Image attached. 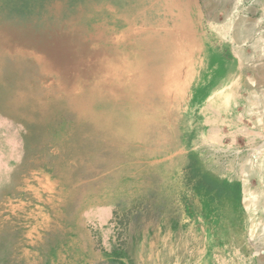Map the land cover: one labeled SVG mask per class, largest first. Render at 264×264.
Segmentation results:
<instances>
[{
	"label": "rangeland",
	"instance_id": "374dc122",
	"mask_svg": "<svg viewBox=\"0 0 264 264\" xmlns=\"http://www.w3.org/2000/svg\"><path fill=\"white\" fill-rule=\"evenodd\" d=\"M183 15V78L138 82L128 53L167 69L143 39ZM260 41L264 0H0V264H264V180L235 188L195 145L209 58L232 42L251 66Z\"/></svg>",
	"mask_w": 264,
	"mask_h": 264
},
{
	"label": "crops",
	"instance_id": "0c3cea01",
	"mask_svg": "<svg viewBox=\"0 0 264 264\" xmlns=\"http://www.w3.org/2000/svg\"><path fill=\"white\" fill-rule=\"evenodd\" d=\"M229 43L230 44L228 46L225 44V42H223L222 46H217V48L231 49V54L229 52H219L220 55L217 58L211 57L208 60L209 64H213V72H209V74L205 78H203V85L201 87L212 85V92H209L206 95H198L197 92V102H200V104L202 105L201 111L199 112V115L197 117L199 122L198 126L200 127V129H202L198 133L199 135L195 144L198 150L202 149L201 147L206 143L208 136L222 135V131L226 128H229L231 132L233 131V129H237V131H235L237 135H239L240 133H254L253 129L256 127L264 128V61L260 63H253L251 66L248 65L251 67L248 68L246 63L249 54L246 51H248L249 48H245V46L243 47L245 49V52L243 54L244 57H242L240 56L241 51H237L238 48L232 42ZM254 45H252V48L263 50L261 52H256L259 53V55H262L263 58L264 41L256 42ZM247 76L249 80L247 79ZM242 79L250 82L249 84L252 87L250 90L247 89L246 84L244 89H242ZM243 91L245 93L244 96L242 94ZM239 105L245 106L244 112L246 116L244 115L243 118L247 119L248 117H250V119H248L249 122L246 123V125H244L245 122H242L243 125L240 124L238 127L237 125L240 123L241 117L237 114L235 116L236 120H234L231 112L235 110L237 112ZM229 110H231V112ZM211 114H213V117L218 115V118L216 120L217 122L211 120ZM259 118H262L261 122L259 121ZM220 119L228 120L230 122V124L228 125L229 127L222 126V124L218 122L220 121ZM203 152L206 153L205 151ZM245 168L250 183L255 177H258L259 180H264V154L256 163L249 161L246 162ZM210 170L219 179L227 178L219 169L212 168ZM235 179L237 180H232L234 184L241 185L242 188L243 181L238 178ZM229 181L231 182V180ZM251 214L252 216H250V220H257L256 218H254V213L252 212Z\"/></svg>",
	"mask_w": 264,
	"mask_h": 264
},
{
	"label": "bare ground",
	"instance_id": "6f19581e",
	"mask_svg": "<svg viewBox=\"0 0 264 264\" xmlns=\"http://www.w3.org/2000/svg\"><path fill=\"white\" fill-rule=\"evenodd\" d=\"M188 25V22L185 21V17L184 15L182 17L179 18L178 23H176L172 30L170 31V36H169V40L168 37L166 35H159L157 37L154 38V36H150L151 33H148L146 37H144V41L145 42H150V43H154V41L156 42V44H158L161 48L165 49V51H169L172 52L169 55H166V59L169 63V66L167 69L165 70H157L153 71L152 69H148V68H141L139 70V68H137V65H140V60H141V56H142V48L139 46V44L135 43V48L132 47V43L133 41H128V45L125 48V50H127V52L131 49L134 48V50L136 51L134 54H129L128 53V57L130 62L128 63L127 69H133L134 71H136L135 75L138 78V82L140 83H145L148 82L147 84L153 86L156 89H166L169 85V80H174L175 81H179L183 78V64H182V60H180V57L178 56V52L185 48V46L182 44L184 38H188L187 39V43L188 45L192 44L193 39L192 37H190V35L187 33L183 32H179L181 28H186ZM141 30V31H140ZM139 32H144L145 31L143 29H139ZM146 32H149L146 30ZM186 48H189L188 46H186ZM112 54L115 56V59L119 60L121 57V53H119L117 48H113L112 47ZM159 58V56H158ZM149 60L153 61V60H158L157 57H149ZM113 63V62H112ZM113 66H116L115 63H113ZM118 67L116 68H111L112 70H117ZM146 72H143V71ZM139 72H143V74H146V76H150L148 77V79H143L142 77H140V73ZM177 74V75H176ZM180 76V78H179ZM127 80V79H126ZM168 82V83H167ZM172 83V82H170ZM257 102V101H256ZM259 121L260 118H259ZM244 192H246L245 195V203H246V207L248 209L251 210V208L254 206L253 205V198L256 197V195L254 193H252L249 189H246ZM257 198V197H256ZM255 199V198H254ZM256 226V225H255ZM253 227V226H252ZM255 227L253 228L254 231Z\"/></svg>",
	"mask_w": 264,
	"mask_h": 264
},
{
	"label": "built area",
	"instance_id": "2783aa9c",
	"mask_svg": "<svg viewBox=\"0 0 264 264\" xmlns=\"http://www.w3.org/2000/svg\"><path fill=\"white\" fill-rule=\"evenodd\" d=\"M254 133L241 134L245 138L240 142L237 135L226 134L208 136L204 144L209 149L213 164L229 180H243L246 162H258L264 154V128L256 127Z\"/></svg>",
	"mask_w": 264,
	"mask_h": 264
},
{
	"label": "trees",
	"instance_id": "16d2710c",
	"mask_svg": "<svg viewBox=\"0 0 264 264\" xmlns=\"http://www.w3.org/2000/svg\"><path fill=\"white\" fill-rule=\"evenodd\" d=\"M227 183H229V182H227ZM232 184H234V183H232ZM234 186H235V188H237V187H238V184H235ZM219 193H220V192H219Z\"/></svg>",
	"mask_w": 264,
	"mask_h": 264
}]
</instances>
